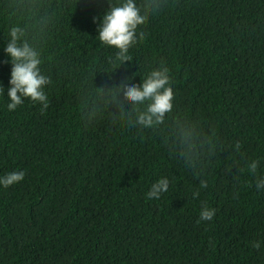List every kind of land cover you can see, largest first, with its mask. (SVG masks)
<instances>
[{
  "label": "trees",
  "instance_id": "1",
  "mask_svg": "<svg viewBox=\"0 0 264 264\" xmlns=\"http://www.w3.org/2000/svg\"><path fill=\"white\" fill-rule=\"evenodd\" d=\"M118 2L0 0V175L25 172L0 187V264H264V0H135L123 61L98 39ZM13 27L46 108L7 109ZM160 67L173 108L145 128L120 86ZM161 176L169 191L146 200Z\"/></svg>",
  "mask_w": 264,
  "mask_h": 264
},
{
  "label": "clouds",
  "instance_id": "2",
  "mask_svg": "<svg viewBox=\"0 0 264 264\" xmlns=\"http://www.w3.org/2000/svg\"><path fill=\"white\" fill-rule=\"evenodd\" d=\"M145 15L135 3V0H119L103 13L98 27V39L108 46L118 49V59H127V52L136 37L137 26L145 20ZM10 40L4 51L11 63L10 78L7 88V109L15 111L17 106L24 103L27 98L33 103L47 107L48 98L45 85L48 78L41 74L39 65L40 55L27 41H23V31L13 27L10 30ZM169 70L166 67L153 69L144 77L142 84L136 85L127 78L120 86L124 97L136 106V123L148 128L161 123L165 114L173 108V89L171 87ZM4 94V85L0 84V96ZM143 106V108L141 107ZM191 133L186 141L192 138ZM250 169L253 173L257 170L255 161L251 162ZM25 172L13 170L0 175V187L9 188L23 181ZM207 185L202 181L201 187ZM264 186V176L256 177V187ZM169 191V179L161 176L151 183L144 194L148 201L159 200ZM215 210L203 206L199 211L201 221H211Z\"/></svg>",
  "mask_w": 264,
  "mask_h": 264
}]
</instances>
